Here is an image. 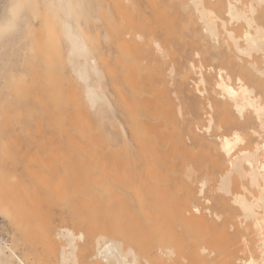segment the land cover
<instances>
[{
    "label": "bare ground",
    "instance_id": "1",
    "mask_svg": "<svg viewBox=\"0 0 264 264\" xmlns=\"http://www.w3.org/2000/svg\"><path fill=\"white\" fill-rule=\"evenodd\" d=\"M172 2L177 14L166 0H0V168L20 172L0 182V205L26 246L0 237V264H264V0ZM90 5L106 18L100 49ZM58 38L106 129L100 149L49 167L32 148ZM130 60L156 79L119 73L112 98L102 65Z\"/></svg>",
    "mask_w": 264,
    "mask_h": 264
},
{
    "label": "rangeland",
    "instance_id": "2",
    "mask_svg": "<svg viewBox=\"0 0 264 264\" xmlns=\"http://www.w3.org/2000/svg\"><path fill=\"white\" fill-rule=\"evenodd\" d=\"M166 1L168 3L167 6H169L168 11L171 14H175V13L177 14V8L175 6V3L172 2V0H166ZM158 6L159 5L156 3L155 7H158ZM100 11L101 10L98 11L93 6L90 5L89 12L91 14H87L83 18V21L85 22L87 21L85 24L89 22L87 24V26H89L87 29H90L89 31L91 32L90 37H91L92 44L93 46L96 44L97 49H100V46H103L101 44L104 43L103 41L104 39L102 35H103V32L105 31V21H106L105 15ZM92 14H95L96 18H93ZM43 37L45 39L44 35ZM158 37L159 39H162V34ZM174 38L178 39V36L174 35ZM56 41L57 42H55V47H54L55 49H53L54 51L52 52V56L46 57V55L43 54L42 64H41L42 66L40 68V75H39L40 76L39 87L41 89V96H42L41 102H44L43 104H40V108H41V105H43L44 107V105L49 106V105H52L53 103L52 106L54 107L52 108L51 106V108L52 110L53 109L55 110H53V114H52V110L50 106L49 108L45 106L46 110L42 107V109L44 110V113H43V110L40 109L41 110L40 114L42 113L41 115L42 116L41 117L42 128L40 130V135H39V141H38L39 144L37 143L38 150H36L37 147L32 148L34 149L35 154L37 153L38 155H40V157L37 156V158L40 160L38 161V164H40L39 162L43 163L44 161L45 165L46 164L48 166L51 165L52 167H54L55 165H56L55 167H57V165L65 163L67 160L66 158L70 154L69 152L72 150H84L88 147H92L93 145H98L97 148L100 149L101 145L99 146V140H100L99 136H100V133H102L103 131L105 132V129H106L105 128L106 124L103 127V124L101 122L96 121L94 119V117L96 116L95 114L98 115L99 113H97L96 110L91 109L87 106L86 100L82 96L81 84L74 77L73 73L70 72V69L66 64L65 57H64L63 42L59 38L56 39ZM96 45L94 46L95 48H96ZM100 57L98 56L99 60L102 59ZM110 60L112 61V59H109V63H112L113 61L111 62ZM102 68H103L102 73L103 75L105 74L104 77L106 78V79L104 78L105 83L108 84V87L110 85V96L112 98H114L116 94V92L113 89V84H115V82L117 81V76L119 73L120 75L127 74V76L139 75L143 77L144 79L145 78H150V79L154 78V80L156 79L154 76L155 70H156L155 66L146 60L134 61V62L130 60L125 66L121 67L119 72H117L118 68H115L113 66L112 68L109 69L110 71L107 70V68L104 65H102ZM109 72H111L112 74L110 73L111 74L110 75ZM192 81L194 80L193 79L191 80L190 86L193 85ZM51 90H53V93H52L53 95H51L50 93ZM146 92H147L146 95L141 97V103L142 101L146 102V100L149 98L147 96L149 91L146 90ZM50 96H52V98ZM51 101L53 102L51 103ZM49 109L51 110V113L48 111ZM47 111H48V114L50 113L52 116L55 115L56 117L53 116L55 117L53 118L51 116L52 119L50 120L51 118L49 117L50 114L48 116L45 114L47 113ZM43 114H45L44 116H47V118L46 117L43 118ZM46 119L50 120L52 123L54 122V124L51 123L52 124L51 125L49 121H47ZM142 119H144V117ZM121 123L125 124L123 120H121ZM113 128L116 129L115 127ZM24 151L26 150H23L22 152H17V153L12 151V154L14 153L13 155L16 156V154L18 153L19 154L24 153L25 155L22 154L21 156L22 157L24 156V157L21 159H23V161L27 160V163L26 162L24 163L28 165L29 164L28 162L29 159H27L29 158L28 155L32 157V160H33L34 159L33 157H35V154L32 152L34 155L32 154L31 156L30 153L28 154V152L30 151H26L28 154L26 155ZM66 153L68 154V156ZM41 155H42V158H41ZM65 156L67 157L64 158ZM37 158L35 159L38 160ZM21 163L23 164V162ZM30 163H34V161H31ZM8 164L9 165L0 168V182L6 185L12 184L14 180L19 178V175H20V172L16 171L15 167L12 164L10 163ZM26 164H23V165H26ZM59 178L60 177L53 178L49 184L51 187L50 191H52L54 199H57L56 197L58 196V194L61 195V193H59L61 189V188L59 189V185L61 184L60 183L61 178L60 180ZM58 197H61V196H58ZM1 206L2 205H0V208H1L0 209V237L3 240H5L7 243H12L14 246H16V249L20 254H24L26 246L22 245V242L20 240L15 241L13 237L14 232L12 231L10 227L8 218L6 217V214H8L10 210L12 211V208L10 206L7 207L6 205H4L5 208H8L7 210L4 209L7 211L6 212L2 209L3 206L2 207ZM41 221L42 219L37 221L39 224L37 222L36 224L34 221H33L34 223L33 222L32 223L36 224L35 226L42 225L41 227H43L44 222H42L43 223L42 224ZM23 226L24 225H22L21 227ZM40 226L38 227L41 229ZM33 227L32 228L30 227V229L34 232H37L38 231L36 230L37 228L35 227L36 228L35 229ZM28 228L26 230L27 232L25 231V229H23V231H25L26 234L31 231ZM22 229L19 227V229H17L15 233L17 235L21 233L22 235L23 233ZM40 237L42 240L43 238H42L41 232H40Z\"/></svg>",
    "mask_w": 264,
    "mask_h": 264
},
{
    "label": "snow or ice",
    "instance_id": "3",
    "mask_svg": "<svg viewBox=\"0 0 264 264\" xmlns=\"http://www.w3.org/2000/svg\"><path fill=\"white\" fill-rule=\"evenodd\" d=\"M63 7H65L66 9H70L71 5H63Z\"/></svg>",
    "mask_w": 264,
    "mask_h": 264
}]
</instances>
